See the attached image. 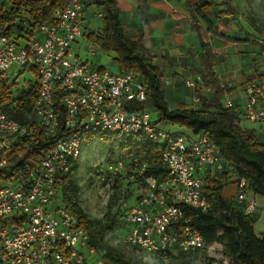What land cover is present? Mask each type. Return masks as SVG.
<instances>
[{
  "label": "built area",
  "instance_id": "2783aa9c",
  "mask_svg": "<svg viewBox=\"0 0 264 264\" xmlns=\"http://www.w3.org/2000/svg\"><path fill=\"white\" fill-rule=\"evenodd\" d=\"M86 1L64 0L23 45L19 42L22 38L7 35L0 28V76L12 84L22 71H28L37 82L28 123L10 117L0 103V264H87L84 249L96 255L99 264H111L105 258V248L89 246L88 233L78 216L60 205L57 198L59 177L79 159L87 136L100 133L114 141L133 138L141 145L161 146L169 176L161 181L145 179L138 203L123 217L128 226L125 241L139 251L165 257L167 251L202 250L204 241L189 225L183 209L208 211L204 178L222 172L230 175L219 148L207 137L162 129L147 109L130 110L132 103L146 100L145 86L135 74L113 73L80 62L73 55L71 45L83 36ZM87 47L94 55L95 46L89 42ZM259 59L264 64V49L259 51ZM11 67L16 71L10 81ZM183 83L193 92L188 108L194 109L199 104L195 91L202 87L203 78L194 75ZM234 85L233 81L220 83L227 89ZM57 93L63 94L64 127L72 132L33 161H12L19 150L29 146L36 128L49 136L58 129L54 108ZM222 107L235 115L236 126L254 123L264 133V73L243 83L240 103L226 94ZM109 168L111 177L118 175L121 162ZM144 173L145 166L141 165L130 177H144ZM234 185L235 204L244 215L254 217L257 206L247 196V181L240 178Z\"/></svg>",
  "mask_w": 264,
  "mask_h": 264
},
{
  "label": "trees",
  "instance_id": "16d2710c",
  "mask_svg": "<svg viewBox=\"0 0 264 264\" xmlns=\"http://www.w3.org/2000/svg\"><path fill=\"white\" fill-rule=\"evenodd\" d=\"M89 1L85 2V7ZM138 1L136 11L142 18L143 3L142 0ZM183 3L194 21L193 30L197 33L200 46L204 50L207 49V43L202 38L204 34L222 37L223 34L218 31V28L227 26L224 19H229L235 14L236 9V6L234 9L227 2L217 3L216 0H201L193 4L190 0H184ZM63 4L64 0H0V28L7 35L13 34V37L27 40L34 28L49 21L52 11ZM93 4L100 10L102 24L98 32L88 33V40L102 52L113 54L116 67V72L113 73H133L145 86V102L132 103L130 110L147 109L154 113L153 119L156 124L163 122L176 125L188 129L192 136L207 137L219 148L227 167L230 168V175L222 172L214 177L204 178V190L210 200V208L206 212L183 209L185 217L190 219L189 225L198 231L205 245H217L221 248L226 264H264V234L260 237L256 236L255 218L244 215L242 208L234 201L226 200L221 196L224 186L244 178L247 181L249 192L264 197V133L260 128L258 132L235 125V115L222 107L223 97L228 95L231 89L220 87L215 73L209 69L202 78L203 84L210 89L211 94L207 97L195 91L199 97V104L194 109H189L188 106L182 104L171 107L170 98L164 93L166 85L161 72L152 64L150 57L140 52L141 34L136 37H128L124 34L122 15L115 0H94ZM23 22H25L24 25ZM195 23H201V27L196 26ZM233 39L248 40L245 37H233ZM259 47L264 49V46ZM36 92V80L27 87H16L15 83L8 84L0 76L2 108L10 117L21 123L29 121L28 116ZM62 98V93H57L54 97V108L59 118V127L54 135H44L42 130L36 128V134L29 146L24 150H19V154L14 155L12 161L18 158L19 162L33 161L42 155L53 142L72 132L64 127L62 121ZM86 138L104 142L110 140L109 137L100 133ZM118 147L119 155L125 163L124 167L129 177L136 172L139 166H145L144 177L128 178L131 180L130 187L142 189L147 178L161 181L169 176L161 159L159 144L141 145L135 139L130 138L120 141ZM77 167L78 159L73 161L67 173L59 177L61 184L58 191V202L78 216L80 225L88 233L89 246L96 249L104 248L101 245L102 231H98L95 236L89 232L91 222L78 204L79 187L74 180ZM116 182L122 184L120 181ZM128 190L133 191L131 188ZM135 199L138 200L139 197ZM171 252L167 251L164 256L170 257ZM198 252H178V254L195 255ZM105 258L111 264H129L122 258L113 256L109 250H106Z\"/></svg>",
  "mask_w": 264,
  "mask_h": 264
},
{
  "label": "rangeland",
  "instance_id": "374dc122",
  "mask_svg": "<svg viewBox=\"0 0 264 264\" xmlns=\"http://www.w3.org/2000/svg\"><path fill=\"white\" fill-rule=\"evenodd\" d=\"M192 1L197 3L201 0ZM216 2H227L233 8L236 6L235 14L229 19H224L227 26L218 28V31L226 37L248 38L255 54L254 59L259 60L258 52L255 53L254 50L260 45L264 46V0H216ZM216 11L214 8V12ZM99 13L100 10L95 5L87 7L83 19V36L71 45V52L80 62L116 72L112 53L102 52L94 43L92 44L95 46V54L88 53L87 46L90 42L87 38L88 33L98 32L101 28L102 20ZM19 42L23 45L24 39H20ZM14 71H16L15 67H11L8 71L10 81L13 79L11 74ZM192 76L194 75L191 73L184 79ZM30 79H34L33 74L22 71L15 79V83L19 87ZM200 90L202 91L203 87ZM208 93L205 89L202 91L203 95ZM169 104L171 107L178 105L172 99H169ZM150 115L153 118L154 113L150 112ZM158 126L171 132L192 135L188 129L176 125L160 122ZM244 128L259 132L258 124L245 123ZM119 144V140L114 141L111 138L108 142L85 138L82 144L74 180L79 187L78 204L91 222L89 232L95 236L98 231H102L101 245L113 256H118L129 264H226L221 248L217 245H205L195 255H180L177 251H172L170 257H161L156 253L136 250L126 243L128 226L124 223V212L138 203L135 197L140 196L141 189L130 187L131 178L119 155ZM116 162H121L120 176L118 174L111 177L112 171L109 167ZM128 188L133 191L130 192ZM235 190V185L229 183L223 187L221 196L226 200H232ZM83 253L87 264H99L96 255H89L87 249H84Z\"/></svg>",
  "mask_w": 264,
  "mask_h": 264
},
{
  "label": "crops",
  "instance_id": "0c3cea01",
  "mask_svg": "<svg viewBox=\"0 0 264 264\" xmlns=\"http://www.w3.org/2000/svg\"><path fill=\"white\" fill-rule=\"evenodd\" d=\"M93 1L90 0L85 7L84 15L87 7L94 5ZM115 1L122 15L124 34L128 37L141 34L140 52L152 59V64L163 76V82L166 85L164 93L178 105L188 106L191 101L193 92L183 83L184 78L191 73L204 78L209 69L215 73L220 83L233 81L235 85L228 96L235 103H240L243 83L264 73V64L260 59L257 60L259 62L254 59L255 54L248 40L236 41L232 40L233 37L206 34L204 40L207 43V49L204 50L200 46L197 33L193 30L194 21L183 3L184 0H142V18L136 11L138 0ZM195 25L200 26L201 23H195ZM261 49L259 47L254 50L255 53L258 52V58ZM34 80H36L35 77L23 82L19 87H27ZM202 87L209 93L203 95L201 88L197 91L208 97L211 94L210 89L204 84ZM247 196L252 198L257 206L254 214V232L260 237L264 234V197L251 192H248ZM234 199L235 196L232 201Z\"/></svg>",
  "mask_w": 264,
  "mask_h": 264
}]
</instances>
